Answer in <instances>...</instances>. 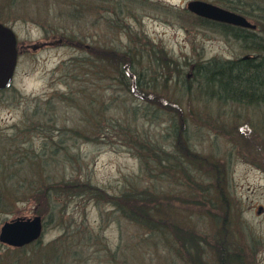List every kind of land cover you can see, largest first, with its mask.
<instances>
[{
  "label": "rangeland",
  "instance_id": "374dc122",
  "mask_svg": "<svg viewBox=\"0 0 264 264\" xmlns=\"http://www.w3.org/2000/svg\"><path fill=\"white\" fill-rule=\"evenodd\" d=\"M190 1L0 0V23L15 34L18 51L12 85L0 91V229L17 217L41 222L27 245L0 242V264H188L177 239L191 234L207 241L206 250L198 246L208 264L218 235L238 264H264V104L220 103L194 84L184 94L180 81L163 77H147L143 87L131 77L124 87L118 78L123 56L147 69L146 77L159 59L177 60L180 74L186 60L189 74L194 62L252 54L198 25ZM223 1L253 13L238 14L264 37V0ZM159 100L188 115L192 161L183 159L185 174L163 173L154 156L141 158L137 144L122 138L153 140L157 153L179 157ZM49 182L56 191L40 197L36 187ZM9 186L17 191L8 195ZM144 191L161 205H142L159 211V237L126 214L129 195L140 200ZM162 208L179 232L168 228Z\"/></svg>",
  "mask_w": 264,
  "mask_h": 264
},
{
  "label": "trees",
  "instance_id": "16d2710c",
  "mask_svg": "<svg viewBox=\"0 0 264 264\" xmlns=\"http://www.w3.org/2000/svg\"><path fill=\"white\" fill-rule=\"evenodd\" d=\"M221 3V6L233 12L241 13L248 17L253 14L249 11L244 12L242 10H239V8L235 6V4H233L235 6L234 7L232 3H227L223 0L221 1ZM260 10L264 11L262 7L260 8ZM260 18L264 19V15H262V13ZM195 19L198 25L206 29L218 32L222 35L229 36L235 41H238L243 48H247V50L252 51V54L250 55L249 53L245 56L234 59L211 58L206 61L194 62L191 69H189V74H187L186 71L188 70V65L190 63L186 60H183V62L181 63L184 66V71L182 73L184 75L183 77H181L182 74H180L182 72V67H180V63L175 59H164V61L161 59H159V61L155 60L156 64L152 75H147L145 77V74L148 73L147 69L145 71L134 69L135 63H133V57L123 56L121 58H118L119 61H121V59L123 58L126 59V64L124 65L122 63L124 67H120L118 69V78L119 81L122 82L123 86H129L128 81L130 82V77L131 79H134V84L140 87H143L144 83L147 80V77H150V80L152 82L156 81L155 79H159V77H163L166 82H172L173 84H178L180 81L182 83L181 90L184 94L188 93V87H190L189 85L194 84L195 90L198 91V93L203 96V98H212L220 103H240L247 106H259L264 104V37L260 34L258 35L257 33H255L254 29H247L230 24H225L198 16H195ZM114 55L115 53L113 52L112 57H115ZM160 60L161 63L159 64ZM176 65H179V67H177ZM170 73L172 74L171 76L169 75ZM126 74H129V78L125 76ZM145 86H149V83H145ZM145 86L143 89H145ZM143 100L145 99L143 98ZM143 102L150 105L151 103H153V99L149 98L148 100H145ZM159 103L161 104L157 103L158 110H163L169 114L168 132L172 139L176 142L179 157L174 156L172 153H169L164 149L159 150V153H157V150L153 149L155 145L153 140H151L153 144H150L148 140L139 141L132 139V141H130L129 137L132 134L128 133H125L124 137L122 138L125 139V142L127 144H130L133 147L136 146L131 144L132 142L137 144V149L143 152V154L140 155L141 158H144L143 155L154 156V162L157 164L160 170L163 171V173L170 175L171 171L173 172L174 170L176 171L177 168H180L185 174L186 167L182 165L183 159L184 162L192 161V155H190L192 152L189 150L191 138H189L190 128L188 124L189 121L187 119L188 115L178 110L176 107L179 106H176L175 104L168 106V104L162 103L160 100ZM137 106H140V104L136 105V107ZM134 110L135 108L132 111ZM195 162L201 164L198 159H195ZM25 164H27L25 166L29 170L33 168L29 163ZM15 185L16 183H14L12 186L15 187ZM12 186H9L10 189L7 190V193H9L8 195L13 194L12 192L17 189L16 187L12 190ZM55 186L56 184L49 182L45 188L43 186L41 187L42 189L40 187H36L35 191L36 193L40 194V197L43 196L49 198L51 197L50 192L52 190L56 191ZM218 193L220 195V191ZM144 194L145 196L143 197ZM143 195L140 197V200H143L140 203L141 207L137 204V201L139 199L136 197L135 193L129 195V197L127 198V204H130V208L127 210L126 214L129 218L133 217L131 218V220L137 222L141 226V228L150 233V237H153L154 234L155 236H158V234H156L157 232H154L157 229L154 219H160L159 211L155 210L158 212L153 215L145 209L142 210V205H155L156 208H159L160 210V202L157 199H148V191H144ZM136 198L138 200H136ZM218 200L225 204V200L223 198L219 199L218 197ZM162 211H164V216L166 211L163 208ZM140 213L142 215H140ZM164 218L166 221L169 220L168 228L170 230H178L179 232V227L177 230L175 227H173L174 223L172 222V220H170V216H168V219L165 216ZM197 238L193 234L188 236V239L184 238L183 236H179L177 239V243L180 244L179 251L183 254L182 257L184 261L186 259L188 260V264H208L202 257L205 252H202L200 247L198 246L201 244L204 248L207 245V241L202 237L203 241H200L199 244V240H197ZM213 240L215 242L210 243V256L213 257H210V263L238 264L240 259L239 255L234 249V252H232L233 250H230L228 243L226 245V237L218 235L213 237Z\"/></svg>",
  "mask_w": 264,
  "mask_h": 264
},
{
  "label": "water",
  "instance_id": "95a60500",
  "mask_svg": "<svg viewBox=\"0 0 264 264\" xmlns=\"http://www.w3.org/2000/svg\"><path fill=\"white\" fill-rule=\"evenodd\" d=\"M187 10L195 16L247 29L255 26L231 10L203 0L187 3ZM35 49V46L32 47ZM17 40L10 27L0 23V91L12 85L17 63ZM41 231L39 217H17L5 222L0 229V242L12 247H22L38 238Z\"/></svg>",
  "mask_w": 264,
  "mask_h": 264
}]
</instances>
